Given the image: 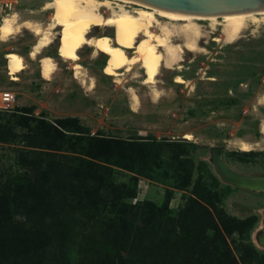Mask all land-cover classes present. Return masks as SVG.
Masks as SVG:
<instances>
[{"label": "rangeland", "instance_id": "obj_1", "mask_svg": "<svg viewBox=\"0 0 264 264\" xmlns=\"http://www.w3.org/2000/svg\"><path fill=\"white\" fill-rule=\"evenodd\" d=\"M47 1L20 0L11 13L45 26L49 15L41 8ZM116 3L129 11L139 8ZM259 20L232 44L214 42L219 27L212 32L200 21L197 52H185L179 70L162 68L152 86L142 84L144 72L137 68L109 77L104 67L110 57L102 51L93 57L89 47L78 52L76 79L70 62L57 56V36L43 52L56 68L44 81L40 57L27 56L35 42L30 32L21 28L0 40V91L15 96L10 109L0 111V264L26 262L10 240L13 234H3L8 220L15 228L25 225L27 238L60 232L65 264H107L119 257L195 264L200 256L207 260L200 264L229 257L235 264H264V246L255 241L264 223V190L225 183L210 162L211 149L218 147L236 172L264 177V21ZM91 35L103 38L98 29ZM11 52L27 66L17 81L7 72ZM176 75L183 84L174 82ZM67 118L90 130L84 153L53 132L52 124L69 125ZM239 141L263 143L249 151L256 155L242 156ZM67 192L74 202L65 210Z\"/></svg>", "mask_w": 264, "mask_h": 264}, {"label": "bare ground", "instance_id": "obj_2", "mask_svg": "<svg viewBox=\"0 0 264 264\" xmlns=\"http://www.w3.org/2000/svg\"><path fill=\"white\" fill-rule=\"evenodd\" d=\"M116 2L132 4L139 8L129 11ZM114 4L116 5L113 6ZM41 11L49 15L45 26L30 20L20 21L14 12L3 17L0 21V40H8L21 28L30 32L35 37V42L27 56L31 60L40 57L39 73L42 80L50 81L55 72L54 60L43 55V52L52 45L57 36L61 43L57 56L62 62H70L76 79L80 74V64L76 63L79 60L78 52L89 47L93 57L98 55V51L110 57L104 67L109 77H119L121 71L131 73L137 68L144 72L142 84L149 86L156 83L162 68L179 70L185 52H197V42L201 36L200 21L208 22L207 26L212 32L215 27H219L220 33L214 36L213 41L224 44L234 43L247 25H255L260 21L259 16L264 21V9L220 16H193L144 7L127 0H48ZM105 13L107 15H104ZM159 19H164L166 23H161ZM103 28L113 29L114 33L109 34ZM95 29L100 30L103 36L100 41L96 36H90ZM174 36L180 40V44L173 42ZM134 49L136 51L132 52ZM6 57L9 59L8 75L12 81H17L16 75L25 69L24 57L12 52L7 53ZM174 82L183 84L184 80L176 75ZM152 92L157 96L155 91ZM262 100L264 101V95ZM137 105L138 100L132 95L131 109L135 110ZM261 132L264 134V129ZM184 138L191 139V136L186 134ZM262 143L239 141L236 147L242 152H249L259 148ZM231 170L238 173L233 168ZM251 190L262 191L264 188L261 190L251 187ZM262 214L264 222V210ZM255 241L259 246H264V223L255 234Z\"/></svg>", "mask_w": 264, "mask_h": 264}, {"label": "trees", "instance_id": "obj_3", "mask_svg": "<svg viewBox=\"0 0 264 264\" xmlns=\"http://www.w3.org/2000/svg\"><path fill=\"white\" fill-rule=\"evenodd\" d=\"M19 112H22V111L19 110ZM65 122L69 123V125L67 124L63 125V123H61L60 121L59 123H55L56 125L52 124L53 132L56 133V135L60 136V138L61 137L65 138L66 143L68 144L70 149L72 148V150H79V152L81 151L82 153H84L83 146L86 140H89L87 138L90 136L89 128L82 126L79 123L77 118H67ZM53 132L52 134H54ZM47 133L44 136H46ZM97 134L101 137L104 136L102 131H99ZM137 138L140 139L139 137ZM240 155L254 156L256 155V153H253V152L242 153L241 152ZM74 188L75 187L71 185L69 189L73 190ZM72 194L68 195V192H67L65 196L63 197V203H64L63 208H65V210H66V207H68V205L71 206V204L74 202L73 200H68V198H71ZM56 207H58V209L59 208L61 209V207L58 205ZM2 225L4 226L3 230H5L3 234L7 235L9 238L11 237L10 234H13L10 240L13 242V244L15 243L18 246L17 250L22 252L23 261L24 262L26 261L23 264H65L66 256H65V251L63 250V247H62V239L59 237L60 232L58 233L51 232L50 235H47V232L45 233V235L43 233H42L43 235L42 234L39 235V233L34 232L32 233V235H27L28 236L27 238L25 235V225L22 228L21 226L20 228H17V227L15 228V226H13L15 224L10 222V220L6 221V224H4L3 222ZM15 229L17 233H14L13 231ZM132 243L134 244V240ZM124 249L129 250L127 246ZM195 260L197 261L195 262V264L206 263L207 261V260H204V258L201 256L196 257ZM107 264H147V263L146 261H142V262H137L136 260L134 261L133 258L126 259L125 257L123 259L119 257L118 260L116 261L114 260V258L109 259ZM219 264H235V263H233V259L229 257L228 259L224 258L223 261Z\"/></svg>", "mask_w": 264, "mask_h": 264}, {"label": "water", "instance_id": "obj_4", "mask_svg": "<svg viewBox=\"0 0 264 264\" xmlns=\"http://www.w3.org/2000/svg\"><path fill=\"white\" fill-rule=\"evenodd\" d=\"M153 9L193 16H220L264 9V0H127ZM210 162L219 177L234 185L251 190V187L264 188V177L241 176L235 173L221 158V149L210 151ZM245 177L247 179H241Z\"/></svg>", "mask_w": 264, "mask_h": 264}, {"label": "built area", "instance_id": "obj_5", "mask_svg": "<svg viewBox=\"0 0 264 264\" xmlns=\"http://www.w3.org/2000/svg\"><path fill=\"white\" fill-rule=\"evenodd\" d=\"M19 1L20 0H0V21L19 5ZM14 103L15 96L10 90L0 91V111L9 110Z\"/></svg>", "mask_w": 264, "mask_h": 264}, {"label": "crops", "instance_id": "obj_6", "mask_svg": "<svg viewBox=\"0 0 264 264\" xmlns=\"http://www.w3.org/2000/svg\"><path fill=\"white\" fill-rule=\"evenodd\" d=\"M24 61V60H23ZM24 65H25V62H24ZM23 71H26V67H25V69H23L19 74H17V76L16 77H18V75L20 76L22 73H23ZM25 73V72H24ZM42 79V78H41Z\"/></svg>", "mask_w": 264, "mask_h": 264}]
</instances>
